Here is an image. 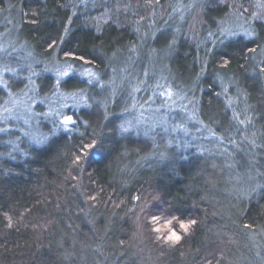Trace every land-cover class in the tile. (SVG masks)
Instances as JSON below:
<instances>
[{"label":"trees","instance_id":"trees-1","mask_svg":"<svg viewBox=\"0 0 264 264\" xmlns=\"http://www.w3.org/2000/svg\"><path fill=\"white\" fill-rule=\"evenodd\" d=\"M254 10L255 0H0V32L27 50L39 96L59 85L85 97L61 110L75 117L69 130L0 131V264H264V0L250 33L223 32L232 12ZM56 60L72 69L58 83L44 71ZM146 61L193 101L200 133L124 125Z\"/></svg>","mask_w":264,"mask_h":264},{"label":"rangeland","instance_id":"rangeland-1","mask_svg":"<svg viewBox=\"0 0 264 264\" xmlns=\"http://www.w3.org/2000/svg\"><path fill=\"white\" fill-rule=\"evenodd\" d=\"M174 10H177L178 15L181 14L180 5ZM174 10L171 13L176 17L173 14L176 13ZM262 11L263 0H255V10L250 15L232 12L223 26V32L250 33V23L256 18L263 17ZM148 26L149 23L145 28ZM14 33L8 28L0 32V87L4 89L0 98V131L14 128L19 133L35 138L41 132V122H46L47 128H55L65 116L63 112L61 114V110L78 106L85 101V97L78 92L65 91L59 85L49 95L39 96L35 82L37 74L35 64L28 59L27 50L18 45ZM67 62L56 60L44 71L49 72L53 82L58 83L64 77L59 76V72L72 71ZM145 63L141 73L137 72L131 76L133 84L138 83L132 93L135 101L125 111L124 125L142 132L160 127L171 129L175 133L178 131L184 134H188L189 131L200 133L202 126L196 116L193 101L175 91L155 63L147 61ZM80 73L88 76L89 81L100 80L90 65L83 64ZM108 81L112 85L110 79ZM240 114L239 119L242 118L245 123L244 116Z\"/></svg>","mask_w":264,"mask_h":264},{"label":"snow or ice","instance_id":"snow-or-ice-1","mask_svg":"<svg viewBox=\"0 0 264 264\" xmlns=\"http://www.w3.org/2000/svg\"><path fill=\"white\" fill-rule=\"evenodd\" d=\"M52 46H53V45H51V44L49 45L50 48H51ZM65 56H66V57H72V56H73V53H71V52H65ZM78 59H80V60H84V57H79ZM67 74H68L67 72H59V73H58L59 76H66ZM74 123H75V117H74V115H65V116L63 117V120H62L60 126H61L62 128H64L65 130H69V129H68V126H69L70 124H74ZM96 145H97V141H96L95 139H93L91 143H85V144H83V145L81 146L80 151H81L84 155H87V154H88V151H90V150H92L93 148H95ZM80 161H81V155H76V157H75L73 163H74V164H78ZM93 198H94V197H93ZM132 199H133V200H138L139 197H138V196H133ZM151 219H152L153 221H156V220L159 219V217L153 215V216L151 217ZM172 219H176V218L173 217ZM180 223H181V227H185V228L187 227V225H186L183 221H181ZM187 223H188V224H194L195 221H194V220H190V221H188ZM245 227H247V225H246ZM157 231H159V229H157ZM169 232H170L171 234H170L169 237H167L168 239H172V240H179V239H180V237H179L178 235H176L175 232H172L171 229H169Z\"/></svg>","mask_w":264,"mask_h":264}]
</instances>
